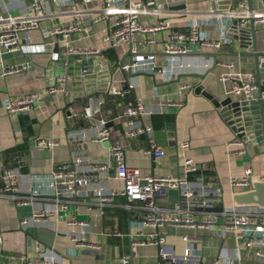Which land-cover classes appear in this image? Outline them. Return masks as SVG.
<instances>
[{"label":"crops","instance_id":"1","mask_svg":"<svg viewBox=\"0 0 264 264\" xmlns=\"http://www.w3.org/2000/svg\"><path fill=\"white\" fill-rule=\"evenodd\" d=\"M34 1H42L47 8L51 6L49 0H0V14L28 15ZM156 1L163 3L160 18L171 20L175 28H183L187 21L197 20L203 32L213 37L221 34L218 24L220 20L214 13L222 9L221 4H216L213 8L212 0ZM77 2L86 11L82 23L90 25V9L96 3L83 4L81 0ZM252 5L254 9L264 12V0H252ZM60 10V17L44 18L39 23L40 28L31 31L33 43H44V49L37 50L29 45L24 50L5 51L0 46V193L5 166L18 168L19 184L24 191L38 190L47 195L49 176L57 164L70 163L77 156L82 158L79 165L81 169H85L90 163L112 161L110 142H95L89 137L80 139L81 132H92L93 124L90 120L73 114L84 108L88 96L102 93L105 96L102 115L112 119L111 141H118L125 147L128 164L154 174L183 175L178 160V144L187 141L190 145L187 154L200 166L199 171L192 173L190 178L202 175L213 187L222 191L226 208L238 205L242 208L264 209V205L258 203L236 202L230 182L233 175L242 174L248 167L253 168V181L264 182L263 147L251 140L247 145V153L228 155L230 141L237 134L221 112L226 110L229 115L232 114L231 103L241 100L240 96L230 93V81L220 78L223 73H254L257 80L260 77L264 86V62H261L258 72L252 55L254 50L250 35L235 38L227 29L232 21L223 18L221 27L228 33L229 42L218 50H203L193 46L188 53L176 56L180 65L175 62L172 78H168V74L164 75L161 67L153 73H129L115 64L127 45L105 48L102 41L107 21L92 25L93 33L90 36L72 33L65 39L62 35H42L52 27L77 22L71 14V7ZM145 18L153 21L155 15L149 13ZM159 36L157 34V38ZM256 39L257 51L262 54L264 24H256ZM22 42L26 43V40L22 39ZM84 46H97L102 50V56L86 58L93 70L85 74L81 70L84 56L64 54L67 47ZM152 48L158 51V61L164 69L166 65H170L161 42ZM54 52L57 53V58H54ZM221 61L232 62L233 66L226 67L218 63ZM24 63H27L25 69L3 74L4 67L21 66ZM208 73L211 75L210 81L202 85L203 77ZM61 74L68 77L67 93L45 97L43 102L35 104L30 110L17 114L7 113L2 108L3 101L8 96L42 93ZM180 83L191 84L186 95L178 93ZM131 84L134 85L133 88L130 87ZM114 86H122L124 92L131 90L132 94L121 101L111 99L113 95L108 91ZM154 87H157L159 94L184 102L183 106H171L165 112L156 111L138 116L141 122L153 126L158 144L165 148L166 153L157 160L143 152L149 143L147 135L126 137L122 117L115 118L135 96L143 97L148 108L157 109L160 97L152 95ZM253 105L249 115L251 121L256 116L260 117V107L255 103ZM159 115L166 116L164 124H160V120L155 118ZM251 126H254L252 122ZM36 137L55 138L59 140V144L52 149L40 150L34 142ZM109 173L111 177L104 181L106 186L120 187L122 183L114 177V169L111 168ZM88 198L91 199L92 196ZM179 199V192L171 189L167 196L156 198L155 202L161 207L172 209ZM126 201L123 196L116 199L118 204ZM44 202L39 199L34 204L16 205L0 195V264H25L40 257L48 248L61 255V264H161V246L140 245L133 252L130 248V235L136 236L153 230L145 225L147 211L142 207L143 201L133 202L130 208L112 206L103 215L95 204L90 207L80 204V207L60 211L42 223H21L22 218L31 216ZM72 216L89 222L85 228V237L94 245H74L69 232H77L81 228L68 225ZM156 229L166 236L167 247L177 255L185 252L189 242L194 258L202 262L264 264V256L256 254L253 249H246L243 239L238 238L234 231L224 230L220 224L213 228H190L165 223ZM184 235L188 237L187 241L183 239ZM124 258L129 260L128 263L123 262Z\"/></svg>","mask_w":264,"mask_h":264},{"label":"built area","instance_id":"2","mask_svg":"<svg viewBox=\"0 0 264 264\" xmlns=\"http://www.w3.org/2000/svg\"><path fill=\"white\" fill-rule=\"evenodd\" d=\"M83 4L96 3L90 9L91 24L82 23L85 9L80 6L77 0H49L50 8H47L42 1H34L31 12L28 15L12 16L0 14V46L5 51H12L25 48L29 45L37 50L44 49V43L34 44L31 31L40 28V21L47 17H60L63 7H71V14L76 23L70 25H58L47 29L42 35H62L65 39L72 33L81 36H90L93 33L92 25L107 21L108 25L102 35L105 48H118L127 45L122 56L115 64L118 68L129 73H153L161 67L163 74L172 78L176 56L184 55L196 46L200 49L218 50L224 43L229 42L228 33L221 27L222 19L228 18L232 21L230 29L235 25L237 31L247 29L250 22L264 24V12L249 8L248 0H236L228 7L214 11L220 27V35L213 37L203 32L199 27V21H187L183 28H175L174 23L169 19L160 18L163 3L156 0H81ZM186 1V0H183ZM149 13L155 15L153 21H147L145 16ZM159 34V38H157ZM26 40V43L22 42ZM159 42L163 45V53L167 55L168 63L165 69L158 61V51L153 49ZM66 55L84 56L82 72L89 73L93 70L86 58L89 56H102V50L97 46L67 47L64 50ZM54 52V58H57ZM260 62H264V52L259 55ZM226 67H232V62H218ZM176 64V65H177ZM27 67V63L21 66L4 67L3 74L19 72ZM164 74V75H165ZM67 75L61 74L55 77V81L47 86L44 92H32L27 94H14L8 96L2 108L11 114L28 111L37 103L44 101L45 97L58 93H67ZM222 80L230 81V93L238 95L241 100H260L264 112V86L259 92L258 80L254 73L243 74L240 71L223 73ZM122 87V86H121ZM121 87L114 86L108 93L122 95ZM130 87H134L133 84ZM191 89V84L180 83L178 93L186 95ZM153 96H159L157 109L148 108L143 97L135 96L129 101L121 114L115 118H121L126 137H135L146 134L148 145L143 152L150 155L154 160L162 157L166 151L158 144L154 136V128L150 124H144L138 116L145 113L165 112L171 106H183L182 100H172L163 94H159L157 87L153 89ZM105 103V96L102 93L92 94L87 97L84 108L74 111V116L83 117L93 124L92 132L80 134V139L95 142L109 141V151L112 161L90 163L85 169L79 167L82 158L76 157L71 162L57 164L49 176V192L43 195L38 190L24 191L19 184V170L16 166H5L2 173L1 196L16 205L34 204L37 200L45 201L40 208L33 211L31 216L21 219V223H42L50 217L57 215L60 211H67L70 207L78 208L80 204L87 207L95 204L103 215L108 208L120 205L130 208L135 201H143L142 207L147 211L145 214V225L151 229L149 232H141L136 236L130 235V248L133 252L140 245L156 244L161 246V264H217L216 262H202L195 259L192 247L187 242L183 254L177 255L171 252L166 244V236L156 228L165 223L190 228H213L222 225L224 230L234 231L238 238L244 240L246 249H253L258 255L264 256V209L260 207L242 208L234 205L226 208L223 204V194L218 188L213 187L202 175L190 178L192 173L199 171L197 161L187 154L189 143L182 141L178 144L179 165L184 172L183 175H162L145 171L142 168L130 165L127 162L126 149L118 141H111V118L102 115V108ZM113 118V119H115ZM236 133V132H235ZM251 141L249 136L236 135L230 141L228 155L247 153V145ZM37 149H52L59 144L55 138L36 137L34 139ZM114 169V177L122 183L120 187H108L105 180L110 176L109 170ZM234 193L248 191L253 181V168L248 167L240 175H233L230 178ZM171 189L179 192V201L172 209L161 207L156 204V198L167 196ZM92 196L91 199L88 197ZM125 197L126 203L118 204V197ZM68 225L80 226L77 232L70 231V239L75 246H90L85 237V228L89 222L72 216ZM184 240H188L186 235ZM220 258L222 256L220 255ZM124 258L123 262L128 263ZM25 264H61V255L51 248L41 253V256L27 261Z\"/></svg>","mask_w":264,"mask_h":264},{"label":"water","instance_id":"3","mask_svg":"<svg viewBox=\"0 0 264 264\" xmlns=\"http://www.w3.org/2000/svg\"><path fill=\"white\" fill-rule=\"evenodd\" d=\"M232 0H212L213 8L216 4H221L222 8L228 7ZM249 8H253L252 0H248ZM229 33L235 38L240 36L250 35L254 52L252 55L256 60V68L259 72L260 65L262 64L259 60V52L257 51V39H256V25L254 21L250 22L249 29H242L237 31L235 25L229 29ZM211 75L208 73L204 75L202 85H206L210 81ZM259 92L262 91L263 85L260 77H258ZM217 102V101H216ZM257 104L260 107V117H255V119H250L251 114L250 108H254L253 104ZM256 106V105H255ZM233 108L229 115L226 110H221L222 115L226 118L232 129L236 132L238 136H249L252 142H257L258 145L263 147L264 150V112L263 106L260 100H238L231 103L230 108ZM254 126L250 127V123ZM264 182L254 181L251 188L248 191L236 193L234 199L238 203H258L264 205Z\"/></svg>","mask_w":264,"mask_h":264},{"label":"trees","instance_id":"4","mask_svg":"<svg viewBox=\"0 0 264 264\" xmlns=\"http://www.w3.org/2000/svg\"><path fill=\"white\" fill-rule=\"evenodd\" d=\"M131 90H125V92L122 95H113L112 97H110L111 99H114L116 101H121V99H125L127 96L130 97L131 95ZM156 119L160 120V124H164V122L166 121V116L164 115H159L155 117Z\"/></svg>","mask_w":264,"mask_h":264}]
</instances>
